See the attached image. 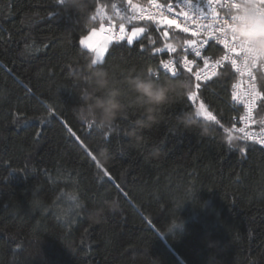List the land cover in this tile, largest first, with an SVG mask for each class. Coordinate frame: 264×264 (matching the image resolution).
Wrapping results in <instances>:
<instances>
[{"label":"trees","instance_id":"trees-1","mask_svg":"<svg viewBox=\"0 0 264 264\" xmlns=\"http://www.w3.org/2000/svg\"><path fill=\"white\" fill-rule=\"evenodd\" d=\"M113 2L127 6L0 0V264H264V147L235 130L230 144L224 131L243 114L233 70L172 78L155 52L171 33L112 39L97 66L115 83L142 73L200 83L197 100L223 128L183 89L151 122L130 91L110 130L81 118L77 76L94 58L81 39L109 22L100 8ZM262 120L257 100L253 126Z\"/></svg>","mask_w":264,"mask_h":264},{"label":"snow or ice","instance_id":"snow-or-ice-1","mask_svg":"<svg viewBox=\"0 0 264 264\" xmlns=\"http://www.w3.org/2000/svg\"><path fill=\"white\" fill-rule=\"evenodd\" d=\"M205 2L211 10L210 14L205 12L203 7H199L198 13L194 11L190 15L184 9L195 7L191 0H162L159 3L156 0H149V3L156 9L155 14L146 15L145 10H141L137 15L135 14L136 6L132 4V0H128L133 11L121 17L119 35L116 39H125V22L131 24V32L127 36L128 44L133 43V38L141 39L149 34V29L165 38L171 33L177 45L168 44L167 48L170 52L176 53L177 46H179L181 55L175 61L169 59L160 61V63L166 72L171 73L172 78L180 76L185 71L195 81H208L212 77H219L223 75L221 70H233L234 79L236 74L239 77L247 75L250 81H253L249 85L251 90L237 91L232 94L231 98L247 109V116L243 119L251 117L257 100L260 101L261 111L264 112V92L257 90L254 83L257 77L252 71V69H264V0H205ZM59 3L65 7H72L66 0H59ZM112 7L115 8V5ZM209 15L211 16L210 21L203 22ZM134 21H145V24L139 26L133 23ZM152 43L155 42L152 41ZM213 49L216 50L215 54L210 55ZM94 51L96 52L95 59L100 61L104 48L94 49ZM156 51L160 52L162 49L157 48ZM189 54L193 56L192 59H188ZM210 65L209 73L206 69H209ZM260 75L264 77V71ZM241 86L242 81L231 85L232 88ZM200 87V83H195L193 89L188 92L187 99L196 101L198 99L196 90ZM204 107L205 105L201 102L196 114L205 115L208 120L223 128L221 120L216 115L210 111L199 110ZM261 124L262 133H264V120ZM233 130L244 132L243 128L235 129L234 123L231 127L224 128V131L229 134L227 138L230 144L233 139L231 135ZM72 135L75 136V133ZM250 138L253 137L249 133L239 137L242 140ZM259 143L264 144V139ZM240 151L243 153L245 148H241Z\"/></svg>","mask_w":264,"mask_h":264},{"label":"clouds","instance_id":"clouds-1","mask_svg":"<svg viewBox=\"0 0 264 264\" xmlns=\"http://www.w3.org/2000/svg\"><path fill=\"white\" fill-rule=\"evenodd\" d=\"M69 6L81 7V0H66ZM242 7H246L243 6ZM100 62L95 58L89 59L80 70L77 79L82 82L81 95L84 103L80 108L81 118L90 126L101 131L110 130L116 120L125 115L128 104L124 97L130 91L135 95L136 102L142 107L147 122L154 119L158 109L172 99V94L183 89L188 92L192 88L190 81H174L170 78L154 79L149 74L128 76L123 85L115 83L106 68L98 67ZM187 123H193L190 116H186ZM101 158L104 150L100 151ZM114 203V202H113ZM176 225L170 226L174 231Z\"/></svg>","mask_w":264,"mask_h":264},{"label":"built area","instance_id":"built-area-1","mask_svg":"<svg viewBox=\"0 0 264 264\" xmlns=\"http://www.w3.org/2000/svg\"><path fill=\"white\" fill-rule=\"evenodd\" d=\"M157 3H159V0H156ZM191 3L195 6L194 8H185V11H188L189 14H193V12H197L199 10V7H203L205 9V12L209 13L211 12V10L208 8L207 3L205 2V0H191ZM132 4L136 6L135 9V14L139 15L141 10H145V14H155L156 9L154 8V6H152L149 3V0H132ZM112 5H115V8L112 7ZM111 5V7H109L108 5H102V7L100 8V15L101 17H105L107 19H109V22L106 24L107 26V30L104 32V36L105 37H110L111 39H116V37L119 35V24H116L115 20L117 18V20L121 21V17L123 15H125L126 13H132L133 9L132 7L128 4V0H127V6H124L118 2H113ZM181 7H183L181 5ZM119 11V14H117V12ZM171 18V17H169ZM211 19V16L209 15L207 17V19L203 22H209ZM119 21V22H120ZM138 22V21H137ZM182 43V41H181ZM168 44H173L174 46L177 45V42L173 41L170 42ZM162 45L160 47V49H162V51L158 52V53H166L165 58H162L161 61H167L169 59L175 61L176 59H178L181 55V51L179 46H177V52L176 53H172L168 50L167 45ZM215 49H213L209 54L210 55H214L215 54ZM155 52H157L155 50ZM193 56L191 54L188 55V59H192ZM197 62L199 63V59L197 58ZM166 72L163 68L162 65L160 63V67H159V72ZM206 71H211V65L209 66V69H206ZM253 73L256 75L257 79L256 81H254V83L256 84L257 90H259V78H260V73L262 71H264V69H252ZM169 73V72H166ZM238 81H242V86L240 88H232V94H234L237 91H250V83H253V81H250V78L245 75L244 77H239L238 74H236L235 80L232 83L233 84H237ZM200 83L205 82V81H198ZM237 104H239L237 101H235ZM242 105V104H239ZM243 107V114L241 115L240 119H239V124L236 125L235 129H240L243 128L244 132H240V131H236L242 135H244L245 133H249L253 138H250L249 140L258 143L259 145L264 147V144L259 143L260 140L264 139V133H262V129H257L256 127L253 126L254 121L256 119V105L253 108V112L251 114V117L248 119H243V117L247 116V109L245 108L244 105H242Z\"/></svg>","mask_w":264,"mask_h":264},{"label":"rangeland","instance_id":"rangeland-1","mask_svg":"<svg viewBox=\"0 0 264 264\" xmlns=\"http://www.w3.org/2000/svg\"><path fill=\"white\" fill-rule=\"evenodd\" d=\"M101 29H103V31H101ZM107 30V26L105 23H101V25L97 28H94L90 33L86 34L85 36L82 37L81 39V43L83 41V45L92 49L93 52H94V58L96 57V52L94 51V49H98V48H104V52H103V57L108 49V46L109 44L111 43L112 39L110 37H105L104 36V32ZM131 32V29L128 30L125 28V37L127 38V36L130 34ZM95 33V35H93ZM91 37V39H89ZM134 39L136 38H133V41ZM90 45V46H89ZM102 57V59H103ZM101 59V60H102ZM100 60V61H101ZM202 101L200 100H196L195 101V104H196V111L198 110L199 108V104L201 103ZM203 103V102H202ZM204 104V103H203ZM200 111L202 112H209V110L204 107V109H199ZM198 116H201V117H204L206 118L205 115H198Z\"/></svg>","mask_w":264,"mask_h":264}]
</instances>
